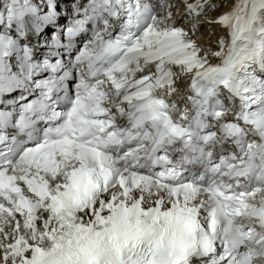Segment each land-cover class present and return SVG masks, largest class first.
Listing matches in <instances>:
<instances>
[{
    "label": "snow or ice",
    "instance_id": "snow-or-ice-1",
    "mask_svg": "<svg viewBox=\"0 0 264 264\" xmlns=\"http://www.w3.org/2000/svg\"><path fill=\"white\" fill-rule=\"evenodd\" d=\"M216 7L0 0V264H264V0Z\"/></svg>",
    "mask_w": 264,
    "mask_h": 264
},
{
    "label": "bare ground",
    "instance_id": "bare-ground-1",
    "mask_svg": "<svg viewBox=\"0 0 264 264\" xmlns=\"http://www.w3.org/2000/svg\"><path fill=\"white\" fill-rule=\"evenodd\" d=\"M215 3L217 5V7L214 8L213 10H211L209 12V17H216L220 13L229 10V8L231 7V5L233 3V0H215ZM178 23H180L182 25H186L187 24V21L182 20V22H179L178 21ZM210 31H214L215 32V35L212 37V41L214 43L216 37H218V36H220L222 34V29L219 28V27H215V26H213L212 28H210L207 25H204L203 28L201 29V33H203L205 36Z\"/></svg>",
    "mask_w": 264,
    "mask_h": 264
}]
</instances>
